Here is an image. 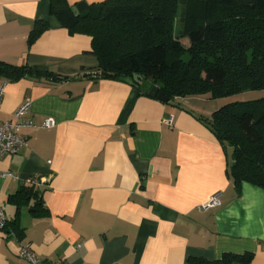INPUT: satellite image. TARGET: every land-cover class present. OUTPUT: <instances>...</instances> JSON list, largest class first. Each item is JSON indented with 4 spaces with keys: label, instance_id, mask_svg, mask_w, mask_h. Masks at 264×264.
Here are the masks:
<instances>
[{
    "label": "crops",
    "instance_id": "0c3cea01",
    "mask_svg": "<svg viewBox=\"0 0 264 264\" xmlns=\"http://www.w3.org/2000/svg\"><path fill=\"white\" fill-rule=\"evenodd\" d=\"M37 21L47 29L29 45ZM91 41L62 28L50 0H0V61L70 78L5 88L0 124L29 101L22 120L35 127L17 132L25 139L17 154L0 156V207L15 230H0V264H29L22 245L43 263L187 264L250 252L251 264H264V189L233 183L230 149L198 119L245 93L164 103L129 82L84 77L99 65ZM48 118L55 125L41 128ZM32 177L43 181L33 188L44 217H34L33 199L10 200ZM215 193L220 206L198 210Z\"/></svg>",
    "mask_w": 264,
    "mask_h": 264
},
{
    "label": "trees",
    "instance_id": "16d2710c",
    "mask_svg": "<svg viewBox=\"0 0 264 264\" xmlns=\"http://www.w3.org/2000/svg\"><path fill=\"white\" fill-rule=\"evenodd\" d=\"M50 14L69 34L91 38L90 53L99 65L96 73L84 77L129 82L144 94L156 86L168 101L264 91V0H106L73 7L65 0H50ZM46 29V23L37 21L28 44ZM182 39L189 41L187 48ZM0 79L7 83L27 79L40 85L70 80L2 61ZM198 119L230 149L233 183L264 189V97L228 102L210 117ZM31 199L34 217L46 216L32 186H22L10 200L19 206ZM4 230L15 233L10 222ZM253 257L250 252L224 253L213 261L188 258L187 264H251Z\"/></svg>",
    "mask_w": 264,
    "mask_h": 264
},
{
    "label": "built area",
    "instance_id": "2783aa9c",
    "mask_svg": "<svg viewBox=\"0 0 264 264\" xmlns=\"http://www.w3.org/2000/svg\"><path fill=\"white\" fill-rule=\"evenodd\" d=\"M7 81L0 79V107L3 100ZM31 102L26 101L14 113V120L6 121L0 124V156L3 155H15L24 146L25 139L20 137L17 132L24 127H35L30 123H26L22 120L23 116L29 111ZM172 117L165 120V124L168 127H172ZM55 125V121L52 118H48L44 121L41 128H52ZM13 176L12 173H6L3 177ZM29 186L39 187L43 184L42 179L32 177L27 180ZM220 206V193L213 194L209 200L202 206L198 207V210L206 211L214 209ZM8 224L3 209L0 207V230H4ZM9 234H6V236ZM19 257L24 259L29 264H56V263H43L31 250L29 245H22L19 251Z\"/></svg>",
    "mask_w": 264,
    "mask_h": 264
},
{
    "label": "rangeland",
    "instance_id": "374dc122",
    "mask_svg": "<svg viewBox=\"0 0 264 264\" xmlns=\"http://www.w3.org/2000/svg\"><path fill=\"white\" fill-rule=\"evenodd\" d=\"M177 27V23H176ZM181 44L183 45L184 48H187L189 46V41L187 39H182ZM186 59V58H185ZM261 97H264V91L261 92H247L245 95H239L238 97L229 99V103L235 102V101H240V100H256Z\"/></svg>",
    "mask_w": 264,
    "mask_h": 264
},
{
    "label": "water",
    "instance_id": "95a60500",
    "mask_svg": "<svg viewBox=\"0 0 264 264\" xmlns=\"http://www.w3.org/2000/svg\"><path fill=\"white\" fill-rule=\"evenodd\" d=\"M135 79H139V76H135ZM150 98H155L160 102H168V98L164 96L162 91H159L158 87L153 86L147 93Z\"/></svg>",
    "mask_w": 264,
    "mask_h": 264
}]
</instances>
